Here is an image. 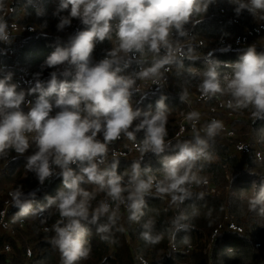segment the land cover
Instances as JSON below:
<instances>
[{"label": "clouds", "instance_id": "clouds-1", "mask_svg": "<svg viewBox=\"0 0 264 264\" xmlns=\"http://www.w3.org/2000/svg\"><path fill=\"white\" fill-rule=\"evenodd\" d=\"M230 2L237 15L245 10L252 16L264 13V0ZM211 3L213 0H59L53 12L58 18L57 31L70 26L73 19L82 27L66 41L55 38L54 50L41 66L54 69L48 78L42 80L41 73H35L27 92L17 90L18 85L11 82L12 73L0 78V157L6 156L9 150L24 156L33 148L25 157L26 171L34 173L41 185L53 175L62 178V186L55 196L45 197V204L37 205V193H25L21 186L9 193L11 206L18 209L17 219L36 217L53 208L58 212L60 219L52 225L54 235L48 242L59 251L61 264H77L89 256L87 225H96L97 232L103 234L102 239H109L120 219L121 206L128 212L129 221L139 222L148 196L170 197L177 208L194 194L197 198L219 197L221 187L209 179L201 183L197 174L198 163L210 158V142L217 135L233 143V152L243 163L253 158L258 170L263 166L254 158L253 150L254 142L262 143L261 140L254 139L250 143L236 133L234 138L225 137L220 134L223 122L216 119L204 126L201 135L196 127L201 113L196 110L186 117L192 126V138L173 141L176 142L173 144L169 141L173 129L167 131V97L163 94L156 101L154 112L133 107V94L143 99L141 95L145 93L137 82L150 80L161 86L166 72L173 66L183 67L181 57L185 55V47L190 53L194 44L193 41L185 44L191 33L187 26L195 16L204 14ZM2 8L3 0H0ZM66 10L67 15L62 14ZM36 12L43 14L39 8ZM7 29V22L0 17V42L10 44L12 38ZM105 40L113 46L102 59L94 61L92 53L96 45ZM197 47L198 51L200 48L208 51L204 58L197 55L205 59L204 79L199 89L186 90H199L205 100L227 95L230 97L228 108L251 109L254 121L264 120V51L257 52L255 44L249 45L246 41L245 48L235 51L244 50L239 60L226 65L232 71L224 76L222 85L218 71L221 62L211 53L214 50L226 52L228 48ZM133 63L138 71L122 75ZM33 94H36L35 101H26V95ZM186 97V92L180 94L181 101ZM236 120L247 121L228 119L229 122ZM122 137L132 141L141 155L131 161L130 173L118 174L121 154L113 152L109 160V145ZM139 137L143 139L137 142ZM242 142L249 144L248 154L238 150ZM153 155L162 165L161 178L153 175L150 167H141L144 156ZM89 184L95 186V191L83 187ZM196 187H202L204 192L196 191ZM213 187L218 189L217 194L209 193ZM98 192L105 193L107 199L93 208L92 201ZM249 203L251 210L259 209V214L264 216V181ZM187 218L184 212L173 217L171 224L175 231L186 229ZM102 219L105 222L100 223ZM154 226L151 218L142 225L141 237L148 243L160 239L153 235ZM223 231L220 230L216 238Z\"/></svg>", "mask_w": 264, "mask_h": 264}, {"label": "trees", "instance_id": "trees-1", "mask_svg": "<svg viewBox=\"0 0 264 264\" xmlns=\"http://www.w3.org/2000/svg\"><path fill=\"white\" fill-rule=\"evenodd\" d=\"M5 0H3L4 4ZM54 0H12V8L14 13L10 16L17 25L37 26L38 29L44 31L48 37L37 38L35 41L27 42L18 46L15 44L11 56L1 55L8 61L14 59L13 68H7L0 64V78H3L9 72L12 73V83H16V78L21 74V70L38 71L42 76L48 75L54 69L44 67L42 64L45 59L54 50L52 45L56 37H60L62 41H66L68 36H64L63 31H57L56 25L58 18L53 16L52 6ZM41 9L43 14L37 15L36 10ZM235 6L230 0H213L206 12L199 14L193 18V22L188 25L193 45L191 52L185 47V55L181 57L183 67H172L170 78L172 79L171 89L176 92H184L186 89H199V84L204 79L203 73L206 71L205 59L197 57V45L210 46L212 49L230 47L231 43L241 42L246 39L249 45L255 44L257 52L264 51V19L261 15L252 16L246 10L237 15L234 11ZM67 15V10L62 13ZM2 9H0V16ZM9 19V18H8ZM200 21V22H199ZM78 22L73 19L71 23ZM11 25V21L9 20ZM80 24V28H81ZM228 32L244 34V39H238L227 35ZM258 32L261 33L258 34ZM37 37V35H36ZM115 39V36H113ZM257 39V41H254ZM113 46L112 42L105 40L98 43L92 53L98 59H102L106 52ZM244 50L229 53L220 50H214L211 55L218 60L220 67L218 71L221 74V83H225L224 76L231 74V67L226 65L237 62L239 56ZM210 55V54H209ZM189 56L192 58L190 59ZM25 68H22V67ZM11 69V70H10ZM138 71V67L133 63L129 68L125 69L122 75H129ZM18 91L21 89H17ZM167 97L165 104L168 108V121L182 118L181 109L188 106L175 97L173 92L169 95L164 90H158L153 94L141 99L139 94H133L132 103L134 108H140L142 111H155L156 101L160 95ZM36 94H33L35 96ZM229 100L227 95H217L208 103L196 102L200 107L201 118L197 125L203 135L204 126L210 122L212 115L209 113L217 100ZM204 109V112L202 111ZM189 110V109H188ZM231 116L238 118L239 114H251V109L233 110ZM220 118V116H217ZM231 129L243 139H248L251 143L254 139L264 142V120L249 121H232ZM246 134V136H245ZM189 135L186 140H190ZM137 142L143 138H136ZM123 141V139H121ZM172 143H176L173 142ZM114 147H120L121 142L117 141ZM110 148V147H109ZM33 148H30L24 156H18L14 151L12 153L15 158L5 167L0 168V214L4 211L5 198L10 197L9 193L17 187L23 188L25 193L35 191L37 193L36 204L43 205L46 203V196H55L62 186V178L53 175L54 180L49 185H39L35 174L27 172L25 165V157L30 155ZM210 158L205 162L198 163L197 174L201 180L209 179L214 185L220 186L222 194L216 198L203 197L197 198L194 194L193 198L184 201L179 208L169 202L170 197L164 199L158 196L146 197V207L143 209L144 215L139 222H131L128 219V212L121 213L117 227L110 234L109 239H102L103 234L97 232L96 225H87L89 228L88 240L90 244V254L86 259H82L77 264H141L140 259L147 261V264H264V216L259 214V209L251 210L250 199L254 192L258 189L260 183L264 181V175L256 170L257 162L253 158H248L246 163L234 154L233 143L223 137L217 135L210 142L209 148ZM230 155V156H229ZM131 162H119L117 172L123 174L131 171ZM202 165V167H201ZM148 166L155 176L162 177L161 163L159 158L154 155L144 158L141 161V167ZM73 168L75 166L73 165ZM58 171V170H57ZM127 179V177H125ZM200 183V184H201ZM199 184V185H200ZM86 190L95 191L94 185H83ZM229 192L225 194V190ZM107 199L105 193L98 192L95 200L92 201L93 208L99 201ZM12 204V202H11ZM37 205H34L36 207ZM7 215L18 222L26 223L29 231L35 232L37 235L32 240H28V244H36L35 248H40L41 252L36 254L34 264H61V256L59 251L54 248L47 240H44L43 232L47 228L51 231L52 225L59 219L58 212L53 209L41 213L36 217L16 218L18 209L8 207ZM195 211V214H193ZM179 212L187 215L184 221L186 229L175 231L172 227L171 220ZM155 221L153 235L159 236L160 239L156 243H148L142 237V225L148 219ZM23 220V221H22ZM105 222L103 219L100 223ZM238 225H247L248 231L257 239L259 249L255 248L251 242L237 235V232L223 231L217 238L220 230L226 225L230 228ZM117 229H123L119 231ZM40 231L42 234L40 236ZM27 233L25 236H27ZM12 242L10 237H2L0 239V264H23L25 254L23 253L26 244L22 242L15 254L9 255V259L3 254L5 242ZM35 242V243H34ZM16 243V242H15Z\"/></svg>", "mask_w": 264, "mask_h": 264}, {"label": "built area", "instance_id": "built-area-1", "mask_svg": "<svg viewBox=\"0 0 264 264\" xmlns=\"http://www.w3.org/2000/svg\"><path fill=\"white\" fill-rule=\"evenodd\" d=\"M0 17H3L5 19V21L7 22V24H8L7 30L9 32L10 38H12V41H13L10 44H5V43L0 42L1 55L9 57L12 55L13 47L15 44H17V41L15 40V35L11 34L8 16L6 14H2ZM78 29H80V23H78V22L71 23V25L66 28L63 35L69 36L71 34H74V32ZM14 31H18V29L14 28ZM19 31L28 33L31 37H33L34 35L35 36L37 35L35 32L36 31L35 29L24 28V29H20ZM258 34L261 35L260 32H258ZM50 36H55V35H50ZM191 43H192V39H191V33H190V38L187 41H185V44L189 45ZM245 47H246V39H244L242 42L232 43L231 46L228 47V51H226V52H235L236 50H239V49L245 48ZM207 52L208 51L206 48H200L197 55L200 56L201 58H204L205 55L207 54ZM92 56H93L94 61L100 60V59H98V57L96 55H92ZM170 71L165 73V80H164V83L162 82L161 86H158L156 84H152V82L150 80L137 82L138 86L141 89V92H145L143 95H141L142 98H145L148 95L153 94L158 90H164L169 95L171 94V91H172L174 96L178 97V98H180V94H183L186 92L187 97L183 102L188 106L189 112H191L193 110L200 112L201 109H200V107H198L196 105V102H202L205 104V103H208L209 101H211V99H209V100L202 99L199 90H186L185 92H182V93L172 90L171 89L172 79L170 78ZM37 72H38L37 70L36 71L21 70V74H19L16 78V84L18 85V88L23 89V90H25V92H27V89L29 87H31L30 82H33L34 74ZM40 78L42 80H46L48 78V75H45V76L40 75ZM35 98H36V95L35 96L26 95V101L34 102ZM227 101L228 100H226V101L217 100L216 104L213 107H211V109L209 111V113L212 115V117H210V120L216 119V120L222 121L224 127H223V130L220 131V134L225 136V137H228V138H234L235 132L231 129V122L232 121L231 122L228 121V119H231L232 116H231V111L229 110L230 108L227 107ZM25 111H27V108H25ZM202 111L204 112V109H202ZM217 116H220V118H218ZM186 117L176 118L175 120L169 121L167 123V131L170 132V130L173 129V135L171 136V139L169 141H178V140L184 141V140H186V138L189 135L193 134L192 126H191L190 122H188ZM238 118H241L242 120L249 121L252 118V116H251V114L250 115L239 114ZM197 125H196V127H197ZM140 134L143 135V132H140ZM121 139H123V141H121ZM121 139L112 142L109 145V147H110L109 149L113 148L114 147L113 145L116 144L117 141H120L121 145H125V148L119 149V150H109V160L112 159V153L113 152L121 154L119 156V159L121 161H125V162H131L134 158L140 157L141 154L137 150V148L134 146V143L132 141H129L125 137H122ZM237 148L242 154H248L250 151V146L246 142L239 143ZM253 150L255 151L254 158L263 163V166L258 171H259V173L264 174V142L260 143L259 141H255ZM148 154H151V153H148ZM14 158H15V155L12 153L11 150H9V152L6 156L0 157V168L5 167L7 164L12 162ZM144 158H145V156H144ZM35 178H36V176H35ZM53 180H54V177L51 176L48 179H46L43 184L49 185L52 183ZM38 184L41 185L39 182H38ZM203 185L206 186L207 182H204ZM209 193L210 194H217L218 189L216 187L210 188ZM11 202L12 201L9 197L5 198V207L6 208L0 214V225L5 224V219L7 216L6 209L11 206ZM109 202L111 203V201H109ZM121 207L125 212L126 209L123 206H121ZM233 227H235V226H233ZM53 235H54V233L52 231L48 230L47 228L44 229V232H43L44 240L49 241V238ZM9 255H11V254L6 252L5 256L7 257V259H9ZM34 261H35V258L29 252L27 254H25V257L23 259V264H34ZM140 261H141V264H147V261H144L143 259H140Z\"/></svg>", "mask_w": 264, "mask_h": 264}, {"label": "rangeland", "instance_id": "rangeland-1", "mask_svg": "<svg viewBox=\"0 0 264 264\" xmlns=\"http://www.w3.org/2000/svg\"><path fill=\"white\" fill-rule=\"evenodd\" d=\"M59 4V0H54V5L52 6V11L54 12L56 7ZM12 0H5L4 4H3V8H2V14H6L9 18V20L11 21V25H10V29H11V34L15 35V40L17 41L18 46L24 45L27 42L30 41H35L37 38H41V37H48L50 35L46 34L44 31L38 29L39 27L37 26H29V25H23V26H19L17 25L13 20L10 19V16L14 13V10L12 8ZM14 28L18 29V31H14ZM24 28H29V29H35L37 37L34 35L33 37H31L28 33L25 32H21L19 31L20 29H24ZM44 35H48V36H44ZM13 42V41H12ZM14 59H12L11 61L6 60L5 58H0V64L5 65L7 68H9V66H14L15 63ZM22 67V66H20ZM25 68V67H22ZM27 69V68H25ZM182 112V116L186 117L187 114L189 113V110L187 109V107L181 109ZM246 136V134H245ZM125 145H121L120 147H113L109 150H119V149H124ZM256 170H258V168H256ZM196 191L198 192H204V189L202 187H196L195 188ZM229 192H227V189L225 190V194H228ZM169 202H171V200H169ZM121 213H124V210L120 209ZM21 220H15L13 218H10L8 215L6 216L5 219V224L0 225V239L4 236L6 237H10L12 242H5L4 248H3V254L6 255V252H8L9 254L13 255L15 254V250H18L19 247L21 246L22 242H24L26 244V248L24 250V254H27L28 252L35 258L37 253H40L41 250L40 248H35L36 244H28V240H32L33 238L36 237V233L32 232L28 230V228L25 226L27 222L22 223V222H18ZM23 221V220H22ZM238 229L236 227L231 226L230 228L228 227V225H226L224 227V230L226 232H237V235L244 238L245 240H247L248 242H251L253 245H255L256 249H259V245L257 243V239L248 231L249 227L245 224L243 225H238ZM27 233V236H25ZM42 234V231H40V236ZM223 235V233L220 235V237ZM16 242V243H15ZM35 243V242H34ZM15 250H14V249ZM263 254L264 251L262 252V258H263Z\"/></svg>", "mask_w": 264, "mask_h": 264}, {"label": "bare ground", "instance_id": "bare-ground-1", "mask_svg": "<svg viewBox=\"0 0 264 264\" xmlns=\"http://www.w3.org/2000/svg\"><path fill=\"white\" fill-rule=\"evenodd\" d=\"M227 35L230 36V37L238 38V39H244L245 38L244 34H238V33H234V32H228ZM254 41H257V39H254ZM9 67L13 68L14 66H9Z\"/></svg>", "mask_w": 264, "mask_h": 264}]
</instances>
